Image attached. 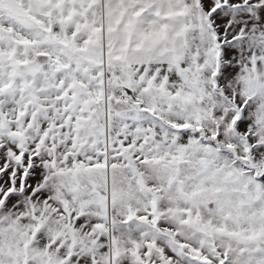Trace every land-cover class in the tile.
<instances>
[{
    "label": "snow or ice",
    "instance_id": "6c2138e0",
    "mask_svg": "<svg viewBox=\"0 0 264 264\" xmlns=\"http://www.w3.org/2000/svg\"><path fill=\"white\" fill-rule=\"evenodd\" d=\"M0 264H264V0H0Z\"/></svg>",
    "mask_w": 264,
    "mask_h": 264
}]
</instances>
